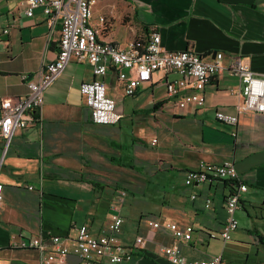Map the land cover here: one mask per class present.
Returning <instances> with one entry per match:
<instances>
[{
	"label": "crops",
	"instance_id": "0c3cea01",
	"mask_svg": "<svg viewBox=\"0 0 264 264\" xmlns=\"http://www.w3.org/2000/svg\"><path fill=\"white\" fill-rule=\"evenodd\" d=\"M27 1L0 0V25L14 24L0 41V103L25 96L22 75H35L57 57L59 27L48 36L42 8L29 17ZM91 24L101 29L103 42L122 48L142 46L156 31L168 50L221 51L226 64L243 56L256 76H264V0H97ZM178 77L156 71L127 96L111 67L99 79L122 117L100 125L80 93L81 84L94 79L90 65L72 60L66 66L46 92L42 127L17 129L6 151L0 139V264H40L36 250L10 247L14 234L75 236L73 226L82 223L97 234L111 204L125 219L122 244L131 245L137 235L148 240L146 251L134 250L123 264H168L158 248L172 242L171 234L151 229L150 221L192 225L193 239L180 245L189 259L222 255L221 264H264V115L238 113L240 82L228 71L205 87L202 108L183 113L172 108L166 91ZM216 111L238 115V124L218 121ZM224 160L235 162L236 181L248 185L236 212L238 229L227 242L210 234L226 222L231 188L219 180L185 183L199 162Z\"/></svg>",
	"mask_w": 264,
	"mask_h": 264
},
{
	"label": "built area",
	"instance_id": "2783aa9c",
	"mask_svg": "<svg viewBox=\"0 0 264 264\" xmlns=\"http://www.w3.org/2000/svg\"><path fill=\"white\" fill-rule=\"evenodd\" d=\"M97 0H28L26 14L34 16V10L41 7L49 27V34L59 27L60 39L57 57L43 64L35 75L23 74L28 92L19 98H4L0 103V139L4 141L6 151L17 129L39 124L42 127V108L45 95L55 79L72 61L87 62L94 79L83 82L80 93L84 103L90 108L93 123L100 125L117 124L122 114L116 108V101L108 95L105 83L99 79L111 67L117 71L118 78L124 84V93L134 96L137 90L151 80L156 71L176 73L178 78L166 83L167 95L172 108L183 113L202 108L206 103L205 87L218 75L228 71L240 82L243 103L238 113L253 111L264 115V76H256L245 57L234 56L225 63V54L221 51L199 54L192 50L171 51L163 46L158 32L150 33L147 42L140 46L135 42L122 48L100 39L101 29L91 24L93 6ZM100 21L103 23L104 18ZM14 25V24H13ZM0 25V41L6 38L12 26ZM216 119L229 125H237L238 115L216 111ZM235 135V133H234ZM156 143V140L153 141ZM214 180L236 182L235 189L226 197L227 219L219 232L211 237H219L224 242L232 239L238 229L236 212L240 209L241 193L248 191V185L238 180V170L233 160L222 162L201 161L195 168L187 171V185L211 182ZM33 189V186H29ZM126 191L121 190L118 202H123ZM4 200V186L0 182V204ZM211 200L206 206L210 207ZM117 204H111L109 220L97 234H93L87 223L75 224V236H59L50 232H41L26 237L22 233L14 234L10 240L12 249H32L39 253L40 264H123L131 260L134 250L146 251L148 240L142 236L134 237L131 245L121 243L125 219L118 212ZM154 230L165 228L172 237L170 244H161L159 252L168 264H221L222 255L209 260L189 259L181 254L180 245L193 239L192 225H179L176 222L161 223L150 221ZM71 259L77 260V262Z\"/></svg>",
	"mask_w": 264,
	"mask_h": 264
},
{
	"label": "trees",
	"instance_id": "16d2710c",
	"mask_svg": "<svg viewBox=\"0 0 264 264\" xmlns=\"http://www.w3.org/2000/svg\"><path fill=\"white\" fill-rule=\"evenodd\" d=\"M227 183V185L231 188L230 193L235 189V184L236 182L232 181V180H227L225 181Z\"/></svg>",
	"mask_w": 264,
	"mask_h": 264
},
{
	"label": "rangeland",
	"instance_id": "374dc122",
	"mask_svg": "<svg viewBox=\"0 0 264 264\" xmlns=\"http://www.w3.org/2000/svg\"><path fill=\"white\" fill-rule=\"evenodd\" d=\"M137 197H139V196H137Z\"/></svg>",
	"mask_w": 264,
	"mask_h": 264
}]
</instances>
